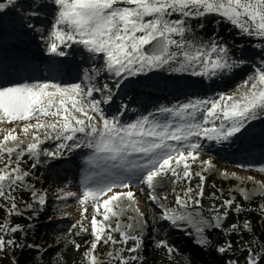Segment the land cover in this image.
<instances>
[{"label":"snow or ice","instance_id":"1","mask_svg":"<svg viewBox=\"0 0 264 264\" xmlns=\"http://www.w3.org/2000/svg\"><path fill=\"white\" fill-rule=\"evenodd\" d=\"M19 2L20 0H3L0 2V13L6 10L21 13L28 9L25 13L27 16L39 18L48 6L40 0H28L18 8ZM51 4L55 6V23L49 33L47 43L49 53L64 57L66 52L61 45L66 47L67 43L71 42L82 45L88 53L102 54L106 71L120 78L115 83L116 91L119 90L124 79L141 74L145 69L153 70L167 65L175 72L192 68V75H208L207 72L196 71L195 68L210 67L211 75L214 76L229 73L244 63L242 59L231 58L228 47L222 42L212 40L204 43L196 41L195 38L189 39L188 34L193 31L192 28L187 25L186 19L170 20L168 17L173 13L184 18H202L216 14L240 29L242 33L264 39V0H51ZM27 26L36 28L31 22ZM36 30L39 31L38 28ZM150 45L154 51L148 54L146 48ZM176 64L179 66L173 67ZM92 79L85 72V80L92 84ZM245 87L247 90L240 94L238 99L234 96L222 95L219 100L211 102L197 100L180 105L178 108L159 109L161 115L170 114L182 121L179 124H173L171 120L160 123L154 119L150 120L149 116H143L135 123L121 125L118 118H107L100 107L101 104L113 102L116 95V91L107 83L103 87L92 84L86 91L79 83L67 86L55 82L0 86V124L31 119L37 121L36 124L28 123L21 129L26 135L33 129L36 132L43 130L42 137L33 134V142L26 146L27 154L35 158L37 163L40 162L41 154L50 160H56L63 156L64 150L71 152L83 144L93 149L99 159L113 162L111 168L121 169L125 173H143L140 182L154 190L157 179L166 178L169 172L174 177L172 183L175 184L181 178L177 171L181 164H183V177L185 179L191 177L190 164L187 161L189 158L195 161L199 150L203 147L201 143L193 142L191 137L217 142L227 141L240 133L245 128L246 122L264 116V70H259L254 76L249 77ZM94 92L100 93L102 99L92 98ZM85 97L91 99L84 103ZM209 104L210 107H198ZM96 116H99V120ZM42 117L50 118L51 122H41ZM216 120H221L219 129L215 126L203 127L210 123L214 125ZM225 122H227L226 127ZM14 131V129L8 130V134L0 140V155L6 154L11 158L15 153L17 156L15 162L19 164V157L25 154V149L20 147L23 141L15 147H6V142L18 140ZM77 133L83 134L84 141L77 137ZM48 139L61 142L57 144L55 151L38 150L40 144ZM69 141L72 143H67ZM169 141H175V145ZM135 156H140L143 160L138 161L134 159ZM33 167H36L35 163ZM8 169L7 164L4 169H0V198L12 200L8 208L9 215H23L11 193L16 187H29L24 183L29 173L19 167ZM204 179L200 176L201 186L197 196L203 195ZM114 187L130 188V183L122 181L119 185L113 182L85 187L79 202L83 205L91 199L94 202V212L99 214L103 209V221H110L112 217L120 215L115 211V206L110 207L112 202L121 197L133 199L135 195L130 190L113 193ZM192 192L193 189L188 188L184 196L191 200ZM31 196L40 207L46 204L45 195L34 187ZM101 197L107 199L99 203ZM149 197L153 201L157 199L151 192ZM194 202L199 204V200ZM187 203V200L182 201L181 197L177 196L178 205L186 207ZM224 206L231 208L233 201L225 200ZM28 208L31 209L32 205H28ZM235 208L237 212L241 211L239 205ZM86 212L87 209L82 211V218L86 219ZM227 216L228 212L223 216H213L211 227H221L219 221L226 219ZM162 219L170 221L174 226L179 220L191 222L190 216L172 214V210H166ZM208 223L202 218L199 221L200 226L195 227L197 234L195 242L201 246L207 244L203 234ZM90 224L94 237L91 245L93 252L102 240L104 243L111 241L113 244H127L128 241H133L135 247L127 249L130 253L136 252L141 246L139 237L121 230L119 224L111 229V232H119V241L108 231L110 224L98 222L96 215L92 216ZM72 227L75 228L76 225ZM232 228L235 230L236 226L232 225ZM243 228L250 229L247 221ZM18 230L19 225L8 227L6 223L0 224V232L15 233ZM81 231H87L82 223ZM14 245V240H5L0 236V251L6 246ZM163 246L167 247V245ZM76 247L79 248V245ZM231 247L232 245L228 244L227 247H220L218 251L226 253ZM85 255L88 256L87 253ZM262 258L264 256L258 258L250 252L246 264H259V259ZM130 259L135 261L137 256H131ZM88 264H96L94 256L89 258ZM119 264H128V260L121 257ZM231 264L236 262L232 261Z\"/></svg>","mask_w":264,"mask_h":264},{"label":"rangeland","instance_id":"2","mask_svg":"<svg viewBox=\"0 0 264 264\" xmlns=\"http://www.w3.org/2000/svg\"><path fill=\"white\" fill-rule=\"evenodd\" d=\"M27 2L28 0H20L17 7L19 8ZM40 2L48 6L43 10L39 18L27 16L25 13L28 9L21 13L11 10L0 13V78L4 76V78L13 80L10 85L0 83V86L53 82L67 86L79 83L86 91L92 84L103 87L107 83L116 91L115 83L120 78L106 71L102 54L88 53L82 45L72 44L71 42H68L66 47L61 45L66 52L64 57L49 53L47 43L49 33L52 31V25L55 23V6L51 4V0H40ZM209 15L227 21L219 15ZM168 18L170 20L186 19L177 13H173ZM30 22L35 24L36 28H29L27 25ZM37 28L39 31L36 30ZM235 29L238 30L242 41L238 46H234L237 54L243 57L244 63L240 67L229 73L214 76L211 75L212 70L210 67L208 69L199 66L195 68L196 71L207 72L208 75H192V68L175 72L167 65L153 70L145 69L143 73L129 76L123 80L121 87L116 91L113 102L100 105L103 114L109 119L118 118L121 125L135 123L143 116H149L150 120L154 119L160 123H166L171 120L173 124H179L182 121L172 117L170 114L161 115L159 109L164 107L178 108L180 105L197 100H208L211 102L219 100L222 95L225 97L234 96L238 99L240 94L247 90L245 84L228 93H224L223 89L225 87L223 84L226 79H232L234 73L239 71H244L251 77L257 71L264 70V52L260 51V49L264 51V39L255 35H246L236 27ZM173 38L180 39L179 37ZM249 39H252L254 43L250 47H245ZM217 42L222 41L219 40ZM2 44L4 46H1ZM226 44L231 45L232 41L229 40ZM146 49L147 53L151 54L153 47L150 45ZM25 51L28 53L26 54ZM12 63L15 65L13 66ZM178 66V64L173 65V67ZM85 72L93 78L92 84L85 80ZM68 75L72 80L65 81L63 76ZM92 98L102 99V96L100 93L94 92ZM89 99L91 98L85 97L84 103H87ZM221 103L223 104L224 102ZM198 107L206 108L210 107V104ZM90 114L95 115L94 113ZM197 115L199 116V113ZM96 119L99 120V116H96ZM200 119L202 120V117ZM41 122L51 121L50 118L42 117ZM28 123L36 124L37 121L31 119L30 121L0 124V140L3 139L4 135L8 134L10 129H14V134L18 136L17 141L6 142V147H15L23 141L20 147L25 149V154L20 156L19 159L26 158V164L30 163L33 158L26 151L27 144L33 142L32 135L43 136V130L36 132L33 129L27 135L23 133L21 129ZM220 124L221 120H216L214 125L210 123L203 125V127L210 128L215 126L219 129ZM226 126L227 122H225ZM76 135L81 141H84L85 137L82 133H77ZM190 139L203 145L197 154V159L192 161L189 158L187 161L190 164V172L192 174H200L203 171L219 178L227 183L226 187H228V190L235 192L245 201H254L264 196V116L246 122L245 128L227 141H209L199 137H191ZM60 142L54 139L44 140L38 150L55 151L57 144ZM67 143L72 142L69 141ZM169 143L175 145V141H169ZM0 157L1 161L9 165V167L12 165V160L14 158L17 159L15 153L12 154L11 158L6 154L0 155ZM33 159L36 167L32 166L33 170L28 177H25L24 183L29 186L27 189L30 191L33 190V187L35 188L30 181L38 183L39 188L35 189L45 195L46 204L40 207L33 200L29 204L32 205V208L29 209L27 206L23 210L34 212H42L45 209L52 210L54 218L51 223L54 224V230L51 237L58 241V244L66 242L64 236L73 229V225H76L75 229L81 230L82 223L84 228L91 231L90 221L93 215H96L98 222H102L105 225L110 224L108 231L114 235H120L119 232H111V229L116 228L117 224H119L121 230L144 238L147 227L146 221L148 220L150 222L153 221L157 225V233L164 237H170L166 229V222H168L171 226L179 228L181 231H189V235L193 237L194 241L197 238L195 227L200 226L199 221L203 218L209 222L203 234L208 244L205 233L213 228L211 227L212 217L206 215L201 207L194 205L193 196H191V200L184 196L187 189H181L186 185V182H182L185 179L183 177V164L177 169L181 176L179 181L177 180L175 184L172 183L174 177L169 172L166 178L157 179L156 187L153 190L140 182L143 178V173H125L121 169L111 168L110 165L113 162L99 159L94 154L93 149L85 147L83 144L71 152L64 150L63 156L56 160H50L42 154L39 156V163H37L35 158ZM134 159L143 160L140 156H135ZM204 161L209 163L205 164L203 163ZM35 173H38V175ZM26 179H30L29 182H26ZM122 181L129 182L130 188L114 187L113 193L130 190L135 195L133 199L121 197L117 201L112 202L110 207L115 206V211L119 212L120 215L112 217L110 221H103V209L100 210L99 214L94 212V202L91 199L83 205L80 204L79 201L83 196L85 187H94L113 182L119 185ZM177 186H180L179 190L176 189ZM54 187L56 189H53ZM255 190H262V193L250 199L245 197V195ZM150 192L157 197L156 201L150 199ZM69 193L72 195H68ZM109 195H112V193H109ZM177 196L181 197L182 201H188L186 207H181L177 204ZM165 197L166 199H164ZM233 197V194L229 195L230 200ZM104 199H107V197H101L99 203H102ZM171 200L173 201L171 202ZM166 202L174 204L172 214L190 216L191 222L189 220H179L174 226L170 221L162 219L165 211L168 210ZM260 204L264 208V199L260 201ZM84 209H87L85 213L86 219L81 216ZM129 225L132 227H127ZM45 227V224H42L39 228L36 225H31L27 232L31 235H36L37 229H44ZM22 232L24 236L27 234L26 230H22ZM140 249L141 247L138 250L141 251ZM119 250L120 248L118 247L109 250L107 259L101 260L95 254V251H91L90 246L87 251V261L94 256L96 264H101L105 260L110 263L109 259L120 255L121 251ZM61 261L62 259L59 257L54 260V263L59 264Z\"/></svg>","mask_w":264,"mask_h":264},{"label":"trees","instance_id":"3","mask_svg":"<svg viewBox=\"0 0 264 264\" xmlns=\"http://www.w3.org/2000/svg\"><path fill=\"white\" fill-rule=\"evenodd\" d=\"M186 22L193 30L188 34L189 39L195 38L196 41L204 43L220 40L228 47L230 57L236 60H243V57L238 55L234 48V46L242 43L239 37L240 34L231 23L211 15H206L202 18H186ZM229 40L232 41L231 45L226 44ZM253 43L254 41L249 39L245 47H250ZM260 51L264 52L262 49ZM249 77L244 71L234 73L232 79L225 80L223 84L225 87L223 89L224 93L233 92L239 86L244 85ZM16 160L15 158L12 160V165L8 170L19 167L30 175L35 160L32 158L28 164L25 163L26 158L24 157L19 159V164L15 162ZM5 164L0 157V169H4ZM35 174L38 175V173ZM200 176L205 178L202 184L203 195L197 196L201 186ZM26 180V182H29L30 179ZM30 182L35 188H39L38 183ZM182 182H186V185L181 189L192 188L193 192L190 195L193 196L194 201L199 200V204L197 205L194 202V205L201 207L206 215L210 217L223 216L229 209L224 206V201L230 200L229 195L233 194L234 197L231 199L233 206L231 208L235 210L236 205L241 208V211H235L238 219V223L235 225L236 229L229 227L226 230L220 228L207 230L205 234L208 244L205 247H200L195 243L193 237L189 235V231H181L166 222L167 233L170 235L167 238L157 233V225L153 221L147 220L144 238L138 236L141 240V251L138 249L132 253L127 251L129 248L135 247V242L133 241H128L127 244H113L111 241L104 243L102 240L97 244L95 254L102 260L107 259L109 250L117 247L123 249L118 257L109 259L111 264H119L121 257L128 260V264H231L232 261H235L236 264H246V259L250 252L258 258L264 256V208L260 204L264 196L254 201H245L235 192L228 190V187H226L227 183L203 171L200 175L192 174L190 178L183 179ZM179 188L180 186L176 187L177 190ZM53 189L56 188L54 187ZM11 195L15 197L17 207L23 215H9L8 208L12 200L0 198V224L6 223L8 227L19 225V230L15 233L10 231L0 232V236H3L5 240L11 239L15 241L14 246H6L4 250L0 251V264H55L54 260L59 257L62 259L59 264H88L89 261H87L85 254H88L87 251L90 249L94 239L90 230L81 231L73 228L65 234L66 242L58 244V241L51 237L54 230V224L51 223L54 218L52 210L45 209L42 212L24 211L23 209L33 201L31 191L27 188L16 187V190ZM166 203L168 210H172L174 204ZM245 221L250 225L249 230L243 228ZM42 224H45L46 227L37 229L36 235H31L27 232L31 225H36L39 228ZM22 230H26L27 234L25 236ZM111 235L117 241L120 240V235ZM228 244H231L232 247L226 253L218 251L220 247H227ZM76 245H79V248ZM163 245H167V247ZM131 256H137V259L132 261L130 259ZM259 264H264V258L259 259Z\"/></svg>","mask_w":264,"mask_h":264},{"label":"water","instance_id":"4","mask_svg":"<svg viewBox=\"0 0 264 264\" xmlns=\"http://www.w3.org/2000/svg\"><path fill=\"white\" fill-rule=\"evenodd\" d=\"M0 2H3V0H0ZM151 51L153 53L154 48ZM227 212H228L227 218L219 221V223L221 225V227H219V228L223 229V230L229 229V227H232V225H236L238 223V219L236 217L235 210L233 208H230ZM197 245L201 247V245H199V244H197ZM101 264H110V263L105 260Z\"/></svg>","mask_w":264,"mask_h":264},{"label":"bare ground","instance_id":"5","mask_svg":"<svg viewBox=\"0 0 264 264\" xmlns=\"http://www.w3.org/2000/svg\"><path fill=\"white\" fill-rule=\"evenodd\" d=\"M1 46H4V44H2ZM25 53L27 54L28 52L25 51ZM12 65L14 66L15 64L12 63ZM8 81L11 82L10 80H8ZM261 193H262V190H257V191L255 190V191L251 192L250 194L245 195V197L248 198V199H250L252 197H256L257 195H260Z\"/></svg>","mask_w":264,"mask_h":264}]
</instances>
